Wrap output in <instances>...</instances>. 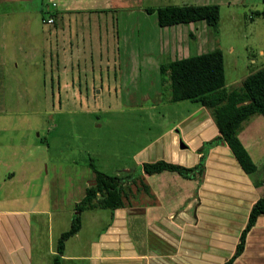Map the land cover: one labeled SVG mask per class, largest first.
Returning a JSON list of instances; mask_svg holds the SVG:
<instances>
[{"label": "crops", "instance_id": "0c3cea01", "mask_svg": "<svg viewBox=\"0 0 264 264\" xmlns=\"http://www.w3.org/2000/svg\"><path fill=\"white\" fill-rule=\"evenodd\" d=\"M136 1L50 0L47 5L53 12L51 33L54 38L49 35L52 40L49 51L57 71L65 73L71 71L73 65L81 69V66L101 62L116 67L122 97L153 100L149 110L153 114L156 112L160 120L168 121L162 133L131 153L132 164H123L114 173L99 170L106 175L131 176V180L122 182L127 198L121 206L112 210L82 209H103L107 215L86 242L84 253L64 252L66 242L77 237L82 222H79L77 232L63 241L61 252L56 241L53 245L47 229L48 246L54 250L49 253L52 256L56 253L58 264L80 261L83 264H219L234 251L250 206L264 191V174L251 177L258 170L256 165L252 173L245 174L225 144H217L208 150L202 177L197 172L192 177L181 176L175 171L135 173L142 163L157 160L193 167L200 159L202 143L219 134L200 105L187 110L179 119L168 117L169 112L177 113L180 109L167 110L168 104L192 101L166 103L163 109L157 106L159 65L214 49L210 27L203 20L159 26L155 10H145L157 7H143L142 12L135 8ZM215 1L218 0L199 3L216 4ZM27 2L0 0V15ZM146 20L148 24L143 22ZM197 22L205 32L200 49L209 41L211 45L207 50L190 54L193 49L184 42L186 29ZM189 24L182 30L181 25ZM107 27L111 28V45L106 40ZM127 82H130L128 89ZM142 85L147 94L140 91ZM7 129L13 130L16 138L12 133H5L3 128L0 130L3 151L0 152V264H33L32 239L34 235L40 237L42 234L39 216L45 213V208L36 201L41 196L33 202L32 197L16 194L22 191L21 180L27 181L33 194L37 193V188L41 193L44 185L37 178L40 172L37 164L41 161L25 152L20 154L21 147L26 144L24 128L23 141L19 127L13 125ZM14 150H20V153L16 154ZM136 177H141V181ZM94 184L92 174L83 186V192ZM14 188H17L16 193H13ZM22 193H26V189ZM81 198L73 200L74 211ZM63 231L59 230L58 234ZM232 264H264L262 215L256 217L246 233L243 250Z\"/></svg>", "mask_w": 264, "mask_h": 264}, {"label": "rangeland", "instance_id": "374dc122", "mask_svg": "<svg viewBox=\"0 0 264 264\" xmlns=\"http://www.w3.org/2000/svg\"><path fill=\"white\" fill-rule=\"evenodd\" d=\"M202 1L137 0L135 8L143 12V7L200 4ZM49 2L28 0L0 15V130L12 133L15 139V132L6 127H19L20 139L25 138L26 144L21 147V153L20 150L14 152H25L41 161L37 164L40 169L37 178L44 185L41 193L37 188V193L33 194L27 181L21 180L22 191L16 194L32 197L33 202L41 196L36 201L45 208V213L39 216L42 234L32 239L33 264H54L56 253L53 256L49 253L53 247L48 246L47 229L53 245L56 241L58 248V231L68 229L74 213H78L79 222H82L80 232L66 242L64 252L84 253L88 239L107 219L103 209L73 210V200L83 196V186L92 178L93 168L114 173L123 164H132L131 153L162 133L168 123L149 110L153 100L122 97L116 67L101 62L81 66V69L73 65L72 70L65 73L57 71L49 51L51 37L54 38L52 24L44 22L53 13L47 7ZM215 3L219 7V17L215 31L209 26V35L213 48H219L222 53L225 87L230 88L239 85L242 78L264 63V16L254 14L261 10L262 2L218 0ZM138 17L142 16L138 14ZM190 25H181L182 30ZM199 26L197 22L186 29L184 42L193 49L190 54L207 50L211 45L209 41L210 44L205 43L206 47L200 49L205 32ZM107 31L106 40L111 45V28L107 27ZM140 91L147 94L144 85ZM166 103L171 102L160 94L158 109L165 108ZM198 106L188 101L168 104L167 110L180 108L177 113L169 112L168 117L179 119L187 110ZM237 136L258 169L251 177H262V116L255 113L244 120ZM0 152L3 153L2 148ZM24 189L26 193H22ZM16 190L14 188L13 193ZM72 264H83V261Z\"/></svg>", "mask_w": 264, "mask_h": 264}, {"label": "trees", "instance_id": "16d2710c", "mask_svg": "<svg viewBox=\"0 0 264 264\" xmlns=\"http://www.w3.org/2000/svg\"><path fill=\"white\" fill-rule=\"evenodd\" d=\"M261 2V10L254 12L257 16H264V0ZM145 10L146 12L155 10L159 26L203 20L215 31L219 17L217 4L165 5ZM158 71L160 94L165 95L166 101L197 102L207 111L219 134L202 143L200 159L193 167H183L157 160L142 163L135 173L152 174L161 171H175L184 177H192L195 172L200 174L208 150L219 144L220 140L230 150L242 171L245 174L252 173L255 170L254 163L237 135L240 124L251 115L257 113L264 119V63L242 78L239 85L230 88L225 87L223 57L219 48L161 63ZM93 176L95 184L85 189L84 196L76 204V210L78 212L83 208L112 210L114 207L121 206L122 201L127 197L122 182L131 180V176L126 178L106 175L95 168H93ZM136 178L141 181V177ZM259 215L264 217V191L252 202L234 251L219 264H232L242 252L246 233ZM78 228L79 219L76 214L73 215L68 229L60 234L59 252H61L63 241L75 234ZM54 264H58L57 259L54 260Z\"/></svg>", "mask_w": 264, "mask_h": 264}, {"label": "built area", "instance_id": "2783aa9c", "mask_svg": "<svg viewBox=\"0 0 264 264\" xmlns=\"http://www.w3.org/2000/svg\"><path fill=\"white\" fill-rule=\"evenodd\" d=\"M44 22H46L47 24H51L52 23V17L51 16H48Z\"/></svg>", "mask_w": 264, "mask_h": 264}, {"label": "water", "instance_id": "95a60500", "mask_svg": "<svg viewBox=\"0 0 264 264\" xmlns=\"http://www.w3.org/2000/svg\"><path fill=\"white\" fill-rule=\"evenodd\" d=\"M219 144L222 145V144H224V142H223L222 140H220V141H219ZM180 146H182V145L180 144ZM200 175H201V177H202V175H203V170H201Z\"/></svg>", "mask_w": 264, "mask_h": 264}]
</instances>
